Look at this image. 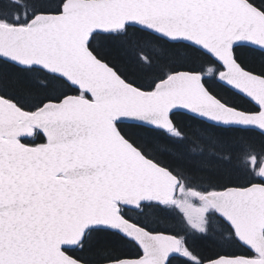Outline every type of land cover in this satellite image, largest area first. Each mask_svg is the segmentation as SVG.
<instances>
[{
  "label": "snow or ice",
  "instance_id": "6c2138e0",
  "mask_svg": "<svg viewBox=\"0 0 264 264\" xmlns=\"http://www.w3.org/2000/svg\"><path fill=\"white\" fill-rule=\"evenodd\" d=\"M0 264H264V0H0Z\"/></svg>",
  "mask_w": 264,
  "mask_h": 264
}]
</instances>
